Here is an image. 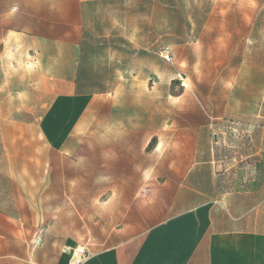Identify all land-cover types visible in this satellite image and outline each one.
Masks as SVG:
<instances>
[{"label":"rangeland","instance_id":"obj_1","mask_svg":"<svg viewBox=\"0 0 264 264\" xmlns=\"http://www.w3.org/2000/svg\"><path fill=\"white\" fill-rule=\"evenodd\" d=\"M197 191L264 197V0H0V264L106 250Z\"/></svg>","mask_w":264,"mask_h":264},{"label":"crops","instance_id":"obj_2","mask_svg":"<svg viewBox=\"0 0 264 264\" xmlns=\"http://www.w3.org/2000/svg\"><path fill=\"white\" fill-rule=\"evenodd\" d=\"M207 197L197 191L192 205L168 216L164 211L174 206L156 199L140 229L116 246L79 263L76 251L58 264H264V197L253 207L241 202V194L238 205L224 194L221 207Z\"/></svg>","mask_w":264,"mask_h":264},{"label":"built area","instance_id":"obj_3","mask_svg":"<svg viewBox=\"0 0 264 264\" xmlns=\"http://www.w3.org/2000/svg\"><path fill=\"white\" fill-rule=\"evenodd\" d=\"M166 56H167V55H166ZM167 57H168V56H167ZM79 254H80V257L77 258V260H76L77 263L81 262L82 259L84 258V252L80 251Z\"/></svg>","mask_w":264,"mask_h":264},{"label":"bare ground","instance_id":"obj_4","mask_svg":"<svg viewBox=\"0 0 264 264\" xmlns=\"http://www.w3.org/2000/svg\"><path fill=\"white\" fill-rule=\"evenodd\" d=\"M229 76L231 77V81H232V82H234V78H233V72H231V71H230V74H229ZM231 96H232V95H231ZM229 98H230V96H229Z\"/></svg>","mask_w":264,"mask_h":264}]
</instances>
